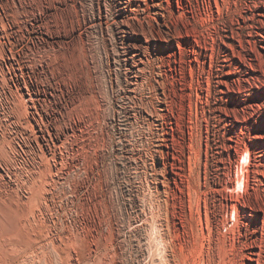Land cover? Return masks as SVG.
Listing matches in <instances>:
<instances>
[{
  "label": "rangeland",
  "instance_id": "rangeland-1",
  "mask_svg": "<svg viewBox=\"0 0 264 264\" xmlns=\"http://www.w3.org/2000/svg\"><path fill=\"white\" fill-rule=\"evenodd\" d=\"M101 6L0 0V98L65 137L56 204L89 184L73 264H264V0Z\"/></svg>",
  "mask_w": 264,
  "mask_h": 264
},
{
  "label": "bare ground",
  "instance_id": "bare-ground-1",
  "mask_svg": "<svg viewBox=\"0 0 264 264\" xmlns=\"http://www.w3.org/2000/svg\"><path fill=\"white\" fill-rule=\"evenodd\" d=\"M125 1L131 2V0ZM90 2L95 7V13L91 16H88L87 20L86 17H83V21L85 22L87 29L95 30L100 34H103V26L101 23L103 12L101 0H90ZM127 4L128 3H126L124 7H127ZM133 65L136 66L135 61ZM26 86L25 90H29ZM1 88L3 87L1 86ZM12 90L8 91L10 92ZM2 91L5 92V89H2ZM24 92L25 91L21 92L24 100H30L32 104L36 105L33 95L28 92L27 96H24ZM18 98H20V96ZM22 99L19 100L21 101ZM12 103L15 104L17 102L15 100V103L13 101ZM23 103L25 102L23 101ZM0 104L4 113L5 111L7 112L10 126L14 129V131H16V133H18V135L21 136V139L16 141L13 136L6 134L7 131L5 133V124L2 120L4 114L0 112V264H73V247H76L77 244H84L86 246L91 245L90 243L93 237V235H91V223H85V225L82 226L83 223L81 219L78 218L79 215H86L87 217L90 212L89 201L91 200L89 188H87L89 187V184L86 187V193H84L85 199L83 201L81 200L82 202L77 203L74 197H64L63 200H61L60 197V204H56L55 200L57 194L55 191L57 185H62V181L60 179L62 176L59 178L58 173L61 172L65 160V156L63 158L64 153H62V147L66 141L65 137L64 139L58 138L60 135L59 134L57 136L58 132H54L52 134V132L47 128L48 126H45L43 121L44 118H42L41 114L34 111H29L26 106L28 104H23V108L18 107L17 104V106L15 105V108L13 107L14 105L12 106L11 102L7 99L0 101ZM64 135L67 134L64 133ZM74 172L77 171L74 170ZM101 182L104 183L103 181ZM105 201L101 199L99 200V203L104 206L106 205L105 207L107 208ZM109 204L110 203H108V205ZM97 207L98 206H96V208ZM103 218L105 219L106 217ZM102 221L103 220H101V222ZM106 224H108V222H106ZM100 228L101 227H99V229ZM83 248L84 247H82V249ZM87 248L85 249L87 250ZM78 251L80 252V250ZM84 254H86V252ZM84 254L81 252L80 256H85ZM88 263L89 261L86 264Z\"/></svg>",
  "mask_w": 264,
  "mask_h": 264
}]
</instances>
